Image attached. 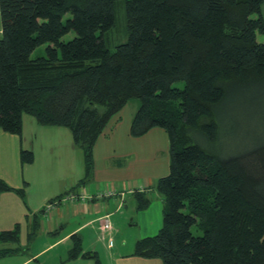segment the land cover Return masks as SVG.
<instances>
[{"label":"trees","instance_id":"16d2710c","mask_svg":"<svg viewBox=\"0 0 264 264\" xmlns=\"http://www.w3.org/2000/svg\"><path fill=\"white\" fill-rule=\"evenodd\" d=\"M115 1L0 0V129L21 135L25 114L68 127L84 152L80 185L93 176L98 137L138 98L130 133L163 128L170 172L155 184L163 226L138 239L134 254L163 264H264V142L227 157L205 147L221 138L216 116L230 98L252 108L264 100V0H125L129 38L112 51L105 32L116 23ZM43 44L46 55L32 58ZM20 157L30 163L34 154ZM6 191L25 197L0 178V196ZM135 197L137 210L148 208V192ZM43 212L29 223V240ZM20 232L16 223L0 242L17 243ZM72 237L70 257L100 262ZM16 252L2 248L0 258Z\"/></svg>","mask_w":264,"mask_h":264},{"label":"crops","instance_id":"0c3cea01","mask_svg":"<svg viewBox=\"0 0 264 264\" xmlns=\"http://www.w3.org/2000/svg\"><path fill=\"white\" fill-rule=\"evenodd\" d=\"M1 33L2 26L0 25V35ZM124 108L125 106L110 119L94 145L95 164L93 176L89 180L93 181L91 186L88 184L89 181L79 185L86 175L84 152L75 144L72 131L68 127L42 125L35 117L25 114L21 135L0 129V178L16 188H24L26 195V198H23L14 191H6L1 194L0 231L12 229L16 223H20L17 222V217L24 214L23 211L41 210V207L43 208L47 203L48 205L43 208V216L47 217L48 228L51 231L61 225L62 219L68 214L86 216L84 222L70 229L65 236L57 238L35 256L18 261L16 264L29 263L36 255L63 240H68L74 234L81 233L83 238L90 233V225L99 222H101L100 227L104 231V235L109 232L112 237L115 225L112 223L111 217L121 211L123 212L122 216H125V212H127L123 211L125 206L129 211L131 207L137 208L136 192L146 191L149 195L152 193V196L148 208L140 211L134 210L138 219L135 220V217L132 216L133 225L140 226L139 219L146 221V216H148L146 214L151 209L155 197L160 200L162 213L164 201L159 191V193H155L157 190L155 183L160 177L167 175L170 170L168 134L163 128L155 127L142 136L131 135L133 117L130 116V113L123 112ZM23 149L33 152L32 162H22L20 152ZM54 168L62 171L61 173L66 171L67 175L72 173L74 179H78V187L71 186L70 182H66L65 186L61 184V187L53 180L51 184L43 185L42 182L45 179H40V177L44 178L45 174ZM108 188H111L114 194L98 196L99 191L102 192V189L105 191ZM88 191L91 192L92 198L86 196ZM70 193H75L78 196L75 199L67 198L66 196ZM153 194L155 195L153 196ZM7 203H10V206H7ZM62 207L65 208L61 209ZM106 215L111 221L110 230H104L102 227L103 217ZM154 224L156 221L150 217L146 226L153 227ZM112 242L113 240L110 239L108 245H99L109 253L113 264L121 263L123 256H120V252L114 253L115 245H112ZM7 247L12 246L4 248ZM16 248L19 252L2 258L20 256L21 246Z\"/></svg>","mask_w":264,"mask_h":264},{"label":"rangeland","instance_id":"374dc122","mask_svg":"<svg viewBox=\"0 0 264 264\" xmlns=\"http://www.w3.org/2000/svg\"><path fill=\"white\" fill-rule=\"evenodd\" d=\"M114 7L116 23L111 29L105 32L106 45L112 51L116 49L117 45L127 42L129 38L126 1L116 0ZM67 16H70V14H67ZM258 16V14L253 15V17ZM262 16L264 18V2L262 4ZM1 36L2 35H0V37ZM74 36L75 33L71 31L65 36V40H69ZM258 40L264 41V35L258 34ZM46 47L47 44H43L37 47L32 53V58L46 55ZM175 85L183 86V82H176ZM140 105V100L138 98H133L125 105L123 112L126 111L127 113H130V116L133 117ZM219 111L220 112L216 117L221 125V138L215 143H211L210 145L207 143L206 146L204 145L210 151L219 156L227 157L233 155L234 153H240L247 151L248 149H252L257 144H261L264 142L263 99L257 102L256 106L252 108L248 105L247 102L246 104H243V99L241 96L237 97L236 100L230 98L229 101L224 106H222ZM61 172L62 171H58L56 168H54L52 171H49V173H46L44 178L40 177V179H45L42 182L43 185L45 183L47 185L51 184V181L53 180L59 186L61 184L65 186L66 182H70L71 186H74L75 188L78 187V179H74L72 173H69V175H67L66 171L64 173ZM92 183L93 181H89V186H91ZM101 191H104V189H102ZM155 191V193H159L158 190ZM151 194L149 195V197L152 196ZM154 195L155 194H153V196ZM86 196L92 198L91 192L88 191L86 193ZM153 200L154 202L152 201V207L146 214L148 215L146 216V221L145 219H139L140 226L132 224V216L135 217V220L138 219V216L136 218L134 214V210H139H137V208L133 209V207H131L129 211L127 209L128 207L126 206L123 208V211H127L125 212L126 217L122 216V211L111 217L112 223L115 225L112 237H110L109 232L104 235V231L100 227L101 222L90 225V233L82 238L83 251L96 254L100 262H97V257L95 258L93 256H79L74 258L70 257V251L75 245V238L70 236L68 240H63L61 243L41 252L40 254L36 255L33 260L26 264H113L109 253L102 247H100V245L102 244L108 245L110 239L113 240L112 245H115L114 253L117 254V252H120V256H123L121 259V263L118 264H163V260L160 257H143L134 254L135 245L138 239L146 236L156 235L163 226V211L162 213L160 211V200H158L156 197ZM47 205L48 203L44 205L43 208H45ZM7 206H10V203H7ZM43 208L41 207V210ZM64 208L65 207H62L61 209ZM41 210H29L28 212L23 211L24 214L18 215L17 222H20L21 224L19 239L20 242H0V248H4L6 246H21L22 253L20 254V256L15 255L7 258H1L0 264H16L18 261H22L31 256H35V254H37L41 249L57 240V238L65 236L70 229L86 220V216L83 214H80L78 216H71L70 214H68L64 219H62V224L51 231L48 228V221L46 220L47 217L43 216V212L40 216V225L37 230V234L32 240H29V223L32 222L35 213H39ZM27 213L28 216L26 217ZM149 216L152 218V220L154 219L156 221V224H154L153 227L146 226L150 219ZM142 229L145 231H143ZM192 231L195 235L203 234V231L197 225H194L192 227ZM79 235H81V237L83 236L81 233H79Z\"/></svg>","mask_w":264,"mask_h":264},{"label":"built area","instance_id":"2783aa9c","mask_svg":"<svg viewBox=\"0 0 264 264\" xmlns=\"http://www.w3.org/2000/svg\"><path fill=\"white\" fill-rule=\"evenodd\" d=\"M114 194L113 190L111 188L106 189L105 191L99 192L98 196L99 197H104L107 195H112ZM84 196V194H82ZM78 195L75 193H70L69 195H67V198H71V199H75ZM102 227L104 230H110L111 229V221L108 217V215H106L105 217H103V223H102Z\"/></svg>","mask_w":264,"mask_h":264}]
</instances>
